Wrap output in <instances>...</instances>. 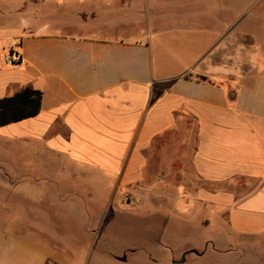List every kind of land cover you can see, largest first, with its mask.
<instances>
[{
    "label": "crops",
    "instance_id": "0c3cea01",
    "mask_svg": "<svg viewBox=\"0 0 264 264\" xmlns=\"http://www.w3.org/2000/svg\"><path fill=\"white\" fill-rule=\"evenodd\" d=\"M239 36L252 41L245 67ZM25 87L42 92L39 114L0 127V182L15 183L0 201V264H75L91 238L52 231L92 230L101 191H118L124 212L159 180L171 212L224 221L230 264L256 237L264 264V0H0V98Z\"/></svg>",
    "mask_w": 264,
    "mask_h": 264
},
{
    "label": "rangeland",
    "instance_id": "374dc122",
    "mask_svg": "<svg viewBox=\"0 0 264 264\" xmlns=\"http://www.w3.org/2000/svg\"><path fill=\"white\" fill-rule=\"evenodd\" d=\"M210 1H214L216 5L225 6L230 2V0ZM238 9L239 7H236L237 11ZM169 24L171 27L179 26L175 20ZM247 27L252 32L260 34L259 23L249 22ZM172 28L174 29V27ZM251 42L250 38L237 37V66L249 65L251 57L248 49L243 50V45H250ZM209 53L204 54L203 59L206 56L210 58L209 55L211 54ZM222 56L227 58V54ZM9 184L14 185L15 183L0 182V201L5 200L4 196L7 194ZM166 186L165 181L159 180L152 192L145 193L140 203H133L124 212H120L117 208L118 191H112L110 196L109 191H101V194H107V197L100 200L103 205L102 208L105 206L106 209L104 208L105 212L103 211L101 214H92V230L70 231L60 225L59 229L52 232L62 239L67 238L68 232L70 237L91 238V245L85 247L86 251H84L81 260L75 264H113L108 257L109 253L113 251L120 253L122 250L124 256L128 253L134 255L129 256L132 258L125 264H146L142 263L141 260L147 258L148 255L160 260L157 264H176V261L183 256L185 260L181 264H230L227 254L235 246L229 247L227 241L223 240L229 234L224 221L218 220L210 209L205 210L208 211L205 212L199 207L191 208L190 211L184 208L185 212H171L170 209L176 203V199L167 197ZM8 194L7 200L13 201L17 205H24L28 211H35V204L28 201L24 202L23 199L18 196L14 197L9 192ZM125 200L127 199H123L124 202ZM129 200L130 198H128ZM181 201L179 202L181 203ZM182 203L187 204L190 201ZM25 217L29 222H36L34 213L27 214ZM46 236L45 234V240L51 242L50 238ZM240 239L239 247L236 246L238 248L236 253L242 257L237 260V264H244L245 254L247 264H259L258 237L248 238L246 243L244 238ZM157 242L164 245L160 246Z\"/></svg>",
    "mask_w": 264,
    "mask_h": 264
},
{
    "label": "trees",
    "instance_id": "16d2710c",
    "mask_svg": "<svg viewBox=\"0 0 264 264\" xmlns=\"http://www.w3.org/2000/svg\"><path fill=\"white\" fill-rule=\"evenodd\" d=\"M42 92L25 87L0 98V127L35 117L41 109Z\"/></svg>",
    "mask_w": 264,
    "mask_h": 264
},
{
    "label": "built area",
    "instance_id": "2783aa9c",
    "mask_svg": "<svg viewBox=\"0 0 264 264\" xmlns=\"http://www.w3.org/2000/svg\"><path fill=\"white\" fill-rule=\"evenodd\" d=\"M4 64L8 67H13L19 64L20 58L18 55H13L12 53H6L3 57Z\"/></svg>",
    "mask_w": 264,
    "mask_h": 264
},
{
    "label": "water",
    "instance_id": "95a60500",
    "mask_svg": "<svg viewBox=\"0 0 264 264\" xmlns=\"http://www.w3.org/2000/svg\"><path fill=\"white\" fill-rule=\"evenodd\" d=\"M184 260H185V258H184V256H183V257H181L178 261H176V264H181V263L184 262Z\"/></svg>",
    "mask_w": 264,
    "mask_h": 264
}]
</instances>
